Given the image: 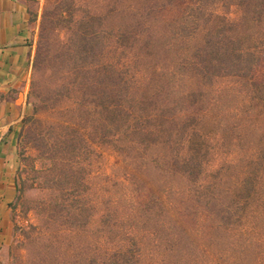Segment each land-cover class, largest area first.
Instances as JSON below:
<instances>
[{
	"label": "trees",
	"instance_id": "16d2710c",
	"mask_svg": "<svg viewBox=\"0 0 264 264\" xmlns=\"http://www.w3.org/2000/svg\"><path fill=\"white\" fill-rule=\"evenodd\" d=\"M235 4L237 20L205 0L170 19L126 0L43 8L21 133L42 194L25 249L95 228L97 252L71 243L49 264H264V0ZM102 147L117 160L94 202Z\"/></svg>",
	"mask_w": 264,
	"mask_h": 264
},
{
	"label": "rangeland",
	"instance_id": "374dc122",
	"mask_svg": "<svg viewBox=\"0 0 264 264\" xmlns=\"http://www.w3.org/2000/svg\"><path fill=\"white\" fill-rule=\"evenodd\" d=\"M58 0H32L31 6L33 10L38 12V25H37V39L39 32V24L41 13L46 5L55 3ZM71 1V0H70ZM76 6L81 9L88 7L91 11H100L105 6L113 4L114 0H72ZM195 0H126V4L130 3L134 6L152 7L157 10L159 6H166L161 9L160 15L162 18L170 19L176 17L178 10L185 2ZM236 0H205V5L217 12H223L230 20H237L240 15V8L235 4ZM158 14L145 16L149 22H158ZM61 38L66 34L64 31H59ZM37 44V40H36ZM158 47V45H157ZM52 50H60L57 42L52 44ZM258 73H264V62L259 66ZM225 93L223 94V97ZM225 98V97H224ZM226 100H223V102ZM224 102V103H225ZM227 103V102H226ZM31 107V105H30ZM32 107L30 110L31 114ZM27 114V115H29ZM47 116L51 119L48 113H39V116ZM23 126L21 127L18 143H17V181L20 185L19 197L16 200L17 210L14 213V234L12 241L8 247L7 254L3 257L0 264H49L51 259L55 256L64 253L66 248H69L71 243L77 245L81 243L78 250V258L84 257L88 253L97 252L98 233L95 228L85 237L83 235L71 237L67 234L58 236L54 231H48L46 235L41 238L37 243L33 244L29 249L23 246V230L31 224H37L38 215L32 207L34 198L40 197L41 190L36 188L35 182L32 180V170L40 167V161L37 159L36 150L22 135ZM223 155L215 158L212 161L213 166L217 165ZM93 164L88 175V181L92 185V198L96 202L98 196L99 175L105 173L111 175L112 166L116 163V153L109 147L97 148L92 156ZM97 217V213L94 214ZM64 256V255H63Z\"/></svg>",
	"mask_w": 264,
	"mask_h": 264
},
{
	"label": "crops",
	"instance_id": "0c3cea01",
	"mask_svg": "<svg viewBox=\"0 0 264 264\" xmlns=\"http://www.w3.org/2000/svg\"><path fill=\"white\" fill-rule=\"evenodd\" d=\"M32 0H0V263L14 234L17 143L36 49L38 12Z\"/></svg>",
	"mask_w": 264,
	"mask_h": 264
}]
</instances>
